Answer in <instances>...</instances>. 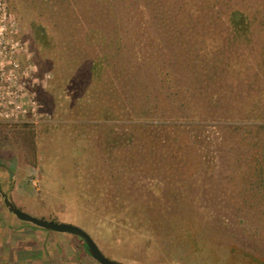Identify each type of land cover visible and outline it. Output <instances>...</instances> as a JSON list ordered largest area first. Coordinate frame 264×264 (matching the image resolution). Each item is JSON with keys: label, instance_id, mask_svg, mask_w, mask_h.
Wrapping results in <instances>:
<instances>
[{"label": "rangeland", "instance_id": "1", "mask_svg": "<svg viewBox=\"0 0 264 264\" xmlns=\"http://www.w3.org/2000/svg\"><path fill=\"white\" fill-rule=\"evenodd\" d=\"M8 3L34 59L52 75L40 96L56 123L30 129L0 124V264L85 262L77 238L19 221L7 211L1 193L34 217L81 227L105 256L124 264H264V202L248 183L254 173L243 179V154L230 147L220 127L229 121L201 108L209 106L207 100L194 101L199 115L194 120L203 127L192 132L201 137L198 154L205 165L185 166V174L173 181L195 194L184 196L181 204L168 202L159 161L140 159L143 153H133L137 171L110 176L101 138L110 130H127L123 126L129 122L112 120L106 111L116 79L110 69L99 79L92 77L91 64L106 49L85 41L89 28H102L107 38L121 37L124 62L142 55L132 71L141 78L139 95L163 70L174 74L177 87H185L176 55L163 43L142 0ZM208 95L219 97L221 111H234L233 120L242 118L247 97L237 86L224 82ZM118 155L123 170L125 154ZM30 178L37 180V189ZM126 187L136 196L137 213L119 208L115 191ZM98 188L105 193H97ZM151 214L158 217L156 234L147 230ZM41 247L48 249L42 255ZM82 254L88 256L85 248Z\"/></svg>", "mask_w": 264, "mask_h": 264}, {"label": "trees", "instance_id": "2", "mask_svg": "<svg viewBox=\"0 0 264 264\" xmlns=\"http://www.w3.org/2000/svg\"><path fill=\"white\" fill-rule=\"evenodd\" d=\"M142 2L160 29L163 43L176 55L185 87H177L174 74L163 70L155 77L154 85L143 87L144 92L139 95L141 78L132 71L143 60L142 55L124 62L121 37L107 38L102 28H89L85 41L101 43L106 49L91 64L92 77L99 79L110 69L116 79L110 88L112 106L106 111L112 120L129 122L123 126L127 130H110L101 138V149L108 155L106 166L111 178L137 171L133 153H143L140 159L159 161L166 181L164 198L168 202L181 204L184 196L195 194V189H185L173 181L177 175L185 174L183 167L196 169L205 165L198 154L201 137L192 132L203 127L200 121L194 120L199 116L194 101L200 104L207 100L209 106L201 108L229 121L220 125L226 130L224 138L231 148H237L243 154V179L249 181V173H254L253 180L248 182L250 190L264 202V0ZM118 77L122 78V83L118 82ZM224 82L237 86L247 97L246 104L240 109L242 118L239 121L233 120L234 111H221L217 95L208 98L209 90ZM40 95L39 100L47 108ZM139 111L141 116L137 115ZM120 151L125 154L123 170L118 167L122 159L118 155ZM105 191V188H98L97 193ZM115 194L119 197V208L125 214L137 213L138 201L130 188L118 189ZM193 197L196 200L195 195ZM146 204L150 206L151 202ZM153 206L157 207L156 204ZM151 216L147 230L156 234L158 217ZM74 237L79 240L78 251L85 248L88 253L86 244Z\"/></svg>", "mask_w": 264, "mask_h": 264}, {"label": "built area", "instance_id": "3", "mask_svg": "<svg viewBox=\"0 0 264 264\" xmlns=\"http://www.w3.org/2000/svg\"><path fill=\"white\" fill-rule=\"evenodd\" d=\"M52 79L41 69L28 43L20 36L8 0H0V124L42 126L56 123L39 100ZM37 189V180L30 178Z\"/></svg>", "mask_w": 264, "mask_h": 264}, {"label": "water", "instance_id": "4", "mask_svg": "<svg viewBox=\"0 0 264 264\" xmlns=\"http://www.w3.org/2000/svg\"><path fill=\"white\" fill-rule=\"evenodd\" d=\"M1 197L4 206L7 208V211L19 221L28 223L34 227L43 229L48 232L69 234L78 237L86 244L88 248L89 257H91L98 264H124L122 262L112 260L105 256L103 252L99 249L97 244L92 240L90 235L81 227L65 222H57L54 220H46L34 217L18 209L9 195L1 193Z\"/></svg>", "mask_w": 264, "mask_h": 264}, {"label": "crops", "instance_id": "5", "mask_svg": "<svg viewBox=\"0 0 264 264\" xmlns=\"http://www.w3.org/2000/svg\"><path fill=\"white\" fill-rule=\"evenodd\" d=\"M44 249H47V247L46 248H42L41 247V251L39 252L41 255L44 253ZM79 249V248H78ZM48 250V249H47ZM79 252V251H78ZM79 255H82V256H84V258H85V262L83 263V264H98L96 261H94L91 257H89V256H85V255H83L82 254V252H79L78 253ZM29 261H27L26 259H25V261H24V263L25 264H27ZM31 262V261H30ZM42 264H48V262L47 263H42ZM52 264V263H51ZM58 264H66V263H63V262H59Z\"/></svg>", "mask_w": 264, "mask_h": 264}]
</instances>
